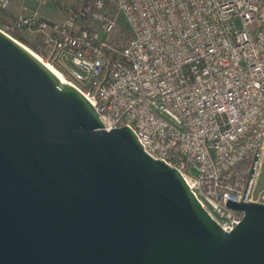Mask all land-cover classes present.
Here are the masks:
<instances>
[{"label":"built area","instance_id":"built-area-1","mask_svg":"<svg viewBox=\"0 0 264 264\" xmlns=\"http://www.w3.org/2000/svg\"><path fill=\"white\" fill-rule=\"evenodd\" d=\"M25 1L39 6L14 14L0 0V29L23 35L106 130L130 127L177 169L224 231L244 217L227 200L264 204V0H77L61 20L42 12L51 0Z\"/></svg>","mask_w":264,"mask_h":264},{"label":"water","instance_id":"water-1","mask_svg":"<svg viewBox=\"0 0 264 264\" xmlns=\"http://www.w3.org/2000/svg\"><path fill=\"white\" fill-rule=\"evenodd\" d=\"M242 200L224 231L177 169L0 29V264H264V204Z\"/></svg>","mask_w":264,"mask_h":264},{"label":"rangeland","instance_id":"rangeland-1","mask_svg":"<svg viewBox=\"0 0 264 264\" xmlns=\"http://www.w3.org/2000/svg\"><path fill=\"white\" fill-rule=\"evenodd\" d=\"M76 1L77 0H51L48 3L41 4L40 8L45 15L50 16L57 20H61L68 14L69 9L76 4ZM23 6H27L29 9H34L37 8L39 5L32 2H26L25 0H19V3L16 4L15 7H13V5L11 6L10 11L14 14L20 13L23 11ZM21 36L24 37L23 35ZM23 44L27 45L28 47L30 46V48L32 47L31 43L28 41L23 42ZM261 162H262V166H261L260 186L264 187V153Z\"/></svg>","mask_w":264,"mask_h":264},{"label":"bare ground","instance_id":"bare-ground-1","mask_svg":"<svg viewBox=\"0 0 264 264\" xmlns=\"http://www.w3.org/2000/svg\"><path fill=\"white\" fill-rule=\"evenodd\" d=\"M28 51H30L31 53H33L38 59L41 60L40 56L38 54H36L31 48H29L27 45L22 44ZM42 61V60H41ZM53 73H55V75H57V77H59V79L61 80L62 83H67V81L63 78V76H61L60 72L50 63L47 62H43Z\"/></svg>","mask_w":264,"mask_h":264},{"label":"trees","instance_id":"trees-1","mask_svg":"<svg viewBox=\"0 0 264 264\" xmlns=\"http://www.w3.org/2000/svg\"><path fill=\"white\" fill-rule=\"evenodd\" d=\"M14 37L17 38V39H19V40H21V41H23V42H25L24 41V37H22L21 35H18L17 34V35H14Z\"/></svg>","mask_w":264,"mask_h":264},{"label":"crops","instance_id":"crops-1","mask_svg":"<svg viewBox=\"0 0 264 264\" xmlns=\"http://www.w3.org/2000/svg\"><path fill=\"white\" fill-rule=\"evenodd\" d=\"M18 3H19V0H14V2H13V4H12L13 7H15V5L18 4Z\"/></svg>","mask_w":264,"mask_h":264}]
</instances>
